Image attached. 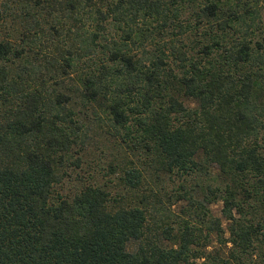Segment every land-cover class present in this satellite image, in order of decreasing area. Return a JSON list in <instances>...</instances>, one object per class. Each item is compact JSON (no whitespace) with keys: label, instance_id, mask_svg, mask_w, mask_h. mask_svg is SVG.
Returning a JSON list of instances; mask_svg holds the SVG:
<instances>
[{"label":"trees","instance_id":"trees-1","mask_svg":"<svg viewBox=\"0 0 264 264\" xmlns=\"http://www.w3.org/2000/svg\"><path fill=\"white\" fill-rule=\"evenodd\" d=\"M31 1L0 39V264H264V0ZM83 118L122 194L59 193ZM145 167L178 183L175 226L133 196Z\"/></svg>","mask_w":264,"mask_h":264},{"label":"rangeland","instance_id":"rangeland-1","mask_svg":"<svg viewBox=\"0 0 264 264\" xmlns=\"http://www.w3.org/2000/svg\"><path fill=\"white\" fill-rule=\"evenodd\" d=\"M4 7L2 8V14L0 16V39L12 40L14 43H18L20 41V32H22V27L24 26V21L29 20V18H24V12L26 11V6H28L29 11L33 10L31 6H33V1L31 0H4ZM55 17L52 25L56 24V17H59L58 13H52ZM25 19V20H24ZM67 20H63L62 23ZM43 23V21L41 20ZM44 24V23H43ZM50 25V24H49ZM69 23L66 24L68 26ZM15 29V31H12ZM45 30L48 29V25L44 24L43 27ZM52 33V32H51ZM41 41H45L48 38V45H50L49 36H40ZM63 39V37H61ZM64 42V41H62ZM61 42V43H62ZM51 46V45H50ZM52 47L45 49L43 48V53L49 54V49ZM47 81H50L54 84L55 80L45 78ZM71 82L66 81L65 86H70ZM105 123V122H103ZM83 132L85 136L84 139V153L80 154V160L76 162V159H73L76 164L70 166L67 170V177H65L64 182L58 188V191L63 196H69L80 190L81 187H84L90 183H100L106 184L107 189L110 191L112 195L122 194L121 184H118V179H116L115 175H110L108 165L110 162H116L118 160L119 166L121 169L125 167L127 164L125 161H122L120 157L121 150L116 151V143L117 140L109 137L106 133V126L97 125L96 121L93 118L86 119L83 118ZM82 136V137H83ZM76 157V156H75ZM74 157V158H75ZM73 161V162H74ZM130 161H132V157H130ZM116 164V163H115ZM78 166V167H77ZM128 164L126 165L127 168ZM138 165L136 164V167ZM146 171L144 172V181L142 187L139 191L133 193L134 195L142 196L144 194H151L154 204H156L158 211L154 210L152 212V221H157L159 218V222L157 224L162 223V226L173 225L175 226L176 221L181 219V206L183 205L181 201L179 203L169 206L168 194L175 195L174 189L177 188L178 183L173 184L172 182L163 181L164 179L156 174H154L152 169L147 167L143 168ZM141 169V170H143ZM121 171V170H120ZM211 172L213 176L216 175V170L212 168ZM117 176V175H116ZM155 196V197H154ZM158 200V201H157ZM161 202V203H158ZM211 215L214 218H218L221 220L222 227H226V222L223 220L221 215L222 203L217 202L212 204L210 207ZM154 219V220H153ZM152 224V223H151ZM154 227L158 228L157 225L154 224ZM154 234V233H153ZM228 235L225 234V237ZM201 262V261H200Z\"/></svg>","mask_w":264,"mask_h":264}]
</instances>
